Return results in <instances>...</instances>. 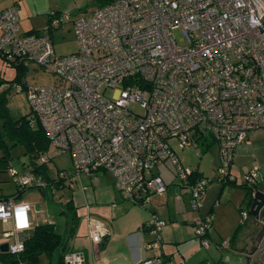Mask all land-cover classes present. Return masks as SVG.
<instances>
[{"label": "built area", "instance_id": "2783aa9c", "mask_svg": "<svg viewBox=\"0 0 264 264\" xmlns=\"http://www.w3.org/2000/svg\"><path fill=\"white\" fill-rule=\"evenodd\" d=\"M262 15L264 0H107L73 20L76 51L60 55L50 31L69 20L68 14L50 12L40 31L21 32L17 7L0 10V56L34 63L56 77L51 86L12 84L25 91L30 123L39 122L54 149L40 154V162L68 150L74 174L58 169L57 181L68 179L71 186L81 173L91 177L108 171L119 195L133 202L166 192L164 168L189 194L190 209L198 210L211 180L185 167L175 147L192 145L200 156V143H216L215 180L236 181L231 172L235 148L264 128V35L253 22L261 23ZM11 174L21 187L49 186L31 170ZM243 178L250 188L264 182L257 167ZM0 205L7 213L0 221L12 220V227L2 230L10 238L8 251L19 252L21 234L33 227L32 207L15 196L1 198ZM24 205L27 227H17L16 210ZM85 208L95 252L107 232L90 216L88 204ZM240 215L245 220L247 209ZM212 220V213L194 219L204 248L210 247ZM164 223L152 214L154 239L144 249L159 247ZM228 243L225 239L216 247ZM64 264H84V258L67 252ZM137 264L171 263L155 254Z\"/></svg>", "mask_w": 264, "mask_h": 264}, {"label": "crops", "instance_id": "0c3cea01", "mask_svg": "<svg viewBox=\"0 0 264 264\" xmlns=\"http://www.w3.org/2000/svg\"><path fill=\"white\" fill-rule=\"evenodd\" d=\"M56 2L57 0H0V10L16 6L20 31L34 32L44 27L42 23L37 24V19L44 18L46 24L50 19V12H58ZM246 144L251 145V143ZM203 145L205 147L206 143ZM242 151L243 148H235L233 160L235 156L239 157ZM160 173L168 181L166 192L151 193L146 202H133L122 198L113 186L112 175H107L106 171H97L91 176L90 178H94L100 184L99 187L93 188L92 196L90 195L91 204L86 200L85 191H82L85 205L88 204L89 214L92 213L95 219L101 220L107 233L94 252L86 227L79 226L68 238V252L82 255L84 264H109L117 257L123 258L124 264H137L142 256L150 257L155 254H161L171 264H202L205 253L194 233V219L199 215L212 213V224L207 231L208 241L217 245L225 239H230L241 224L242 228L237 236L230 240L227 247L219 249H223L226 253L224 258L231 257L230 259H233L235 254H241L234 253L233 250L250 254L249 251L254 245L252 219L247 217L239 224L236 217L230 216L232 207H236L238 203V210L244 209L241 208L240 200L244 201L245 191L234 173L235 185L220 184L217 188H209L204 194L200 208L195 211L188 206L187 193L175 183L170 172L162 168ZM233 187L241 188L243 191L238 193L236 200H232ZM152 214L165 221L159 230L160 242L156 250L143 247L144 243L154 239L150 225ZM259 252L261 250L256 251L251 257L241 255L244 256L246 264H254V256ZM229 253L232 255H228ZM221 262L219 260L217 264H224Z\"/></svg>", "mask_w": 264, "mask_h": 264}, {"label": "rangeland", "instance_id": "374dc122", "mask_svg": "<svg viewBox=\"0 0 264 264\" xmlns=\"http://www.w3.org/2000/svg\"><path fill=\"white\" fill-rule=\"evenodd\" d=\"M58 13H66L69 15V20L63 22L61 25L54 27L51 31V38L53 46L57 54H67L76 51L77 44L75 35L73 32V20L81 15H89L93 12L101 3V0H57ZM37 24H45V19H37ZM22 28L24 25L21 23ZM16 74L15 66L7 59L0 56V75L5 79L11 80ZM56 82V77L35 65L34 63H26L25 72L20 77L19 84L21 85H43L51 86ZM15 83V82H14ZM12 83V84H14ZM6 105L8 111L13 118L25 115L27 118H32V112L26 98L24 90H18L14 85L10 87V93L7 96ZM138 110L137 107H133ZM251 145H247L245 142L239 143L236 148H243V151L239 157L235 156L231 165V172L237 176V181L243 183L244 173L257 167L260 175L264 176V128L256 130L253 134L249 135ZM209 144L207 150H204V143L199 144L198 148L201 151V155H197V149L188 145L182 149L175 147V152L179 157L180 161L185 167L197 169L206 176L211 182L208 184L206 191L209 188H214L220 183L215 180L216 171L215 167L218 164V146L216 143L211 141L206 142ZM54 149L51 145L47 150V153L53 152ZM1 154V150H0ZM43 154V153H41ZM28 156L24 153L23 146L21 144H15L9 147V169L0 168V194L11 195L16 192L17 185L11 172L23 171L24 163L27 161ZM38 162L39 156L37 157ZM47 170L52 179H56L57 170H64L68 175L74 174V165L72 162L71 154L68 150L58 152L55 156L47 161ZM99 172H104L100 170ZM107 175L111 176L109 172ZM177 183V180H175ZM100 182L94 178H90L85 173H81L79 178L69 186L68 179H65L63 183L52 184L42 189L41 193L38 188H25L18 200H28L32 207V225H36L42 222L53 223L54 229L60 234H64L71 223L72 211L68 207V203L71 202L76 214L79 226L86 227L85 215L87 209L85 208V199L83 190L87 195V201L91 204L90 195L92 196L93 188L99 187ZM84 187V188H83ZM229 187V186H227ZM234 195L232 197L236 200L238 193H242V189L233 187ZM205 191V193H206ZM188 206L189 194H186ZM204 198V197H203ZM40 205L39 209L35 208V204ZM241 208H246L245 201H241ZM239 204V203H238ZM238 204L236 207H232L230 212L231 218H237L238 223H242L244 220L241 218ZM236 208V209H235ZM90 216L95 218L92 213ZM248 218H250L248 216ZM97 219V218H96ZM251 219V218H250ZM101 222L100 219H97ZM12 227V220L7 222L0 221V243L9 242L10 238H6L2 235V230L10 229ZM210 242V241H209ZM222 242V241H221ZM202 247V246H201ZM204 248V247H202ZM205 256L202 264H217V261L221 260L224 264H246V260L243 255L235 254L233 259L224 258V250H220L216 247V244L210 242L209 248L203 249ZM228 255H232L229 253ZM254 264H264V248L261 249L259 254H255ZM221 262V263H222ZM30 264V263H21ZM34 264H47V259L42 256L38 263ZM201 264V263H200ZM223 264V263H222Z\"/></svg>", "mask_w": 264, "mask_h": 264}, {"label": "trees", "instance_id": "16d2710c", "mask_svg": "<svg viewBox=\"0 0 264 264\" xmlns=\"http://www.w3.org/2000/svg\"><path fill=\"white\" fill-rule=\"evenodd\" d=\"M107 0H101L100 5L104 4ZM42 29V28H41ZM36 30V31H40ZM15 66L16 74L13 79L8 80L0 75V168H9V147L15 144H21L24 153L28 156L27 161L24 163L25 170H31L37 174L42 175L45 179L49 180V186L52 184L63 183L62 180L52 179L47 170V164L38 162L37 157L48 150L49 140L39 122L35 121L30 123V118L25 115L13 118L6 105L7 96L10 93L12 83H19L20 77L25 72L26 65L16 59H9ZM8 84L3 87V84ZM209 144L206 143L204 150L208 148ZM196 176H200L201 172L197 169H192ZM24 171V170H23ZM236 181H229L221 185H235ZM16 192L11 195L0 194V199L8 196H15L18 198L25 188L30 186L21 187L18 184ZM244 188L245 195L250 193V187L241 184ZM68 207L72 211V218L70 226L64 234L55 231L53 223L42 222L36 224L32 229L21 234V239L24 242V248L19 252H9L0 250V264H21V263H38L42 256L47 259V264H64V255L68 252L67 241L71 237L78 225L77 214L71 202ZM242 225H238L230 240H233Z\"/></svg>", "mask_w": 264, "mask_h": 264}, {"label": "water", "instance_id": "95a60500", "mask_svg": "<svg viewBox=\"0 0 264 264\" xmlns=\"http://www.w3.org/2000/svg\"><path fill=\"white\" fill-rule=\"evenodd\" d=\"M261 23L257 24L259 26L261 34L264 35V15L260 17ZM41 193L42 189L38 188ZM244 201L246 203V209L249 217L253 221V234L255 238V244L251 247L250 251L255 252L264 248V182H256L251 188L248 196L244 195ZM40 205L35 204V208L39 209ZM221 249V248H220ZM1 251H8V243H0ZM233 250V249H232ZM234 253H241L247 256H252L244 252H237L233 250ZM109 264H124V259L117 257L113 259Z\"/></svg>", "mask_w": 264, "mask_h": 264}, {"label": "clouds", "instance_id": "9594fccd", "mask_svg": "<svg viewBox=\"0 0 264 264\" xmlns=\"http://www.w3.org/2000/svg\"><path fill=\"white\" fill-rule=\"evenodd\" d=\"M254 23L258 24V20H254ZM27 211L28 206L24 205L23 207H19L16 210V218H17V227H27ZM7 213L4 212V208L0 205V217H6Z\"/></svg>", "mask_w": 264, "mask_h": 264}, {"label": "flooded vegetation", "instance_id": "af4514ba", "mask_svg": "<svg viewBox=\"0 0 264 264\" xmlns=\"http://www.w3.org/2000/svg\"><path fill=\"white\" fill-rule=\"evenodd\" d=\"M254 237H255V236H254ZM253 239H254L253 242H254V244H255V238H253ZM261 249H262V248H261ZM261 249H260V250H261ZM260 250H259V251H260ZM255 252H256V251H255ZM255 252H254V251H253V252L249 251V253H250L249 255H252V254H254Z\"/></svg>", "mask_w": 264, "mask_h": 264}]
</instances>
